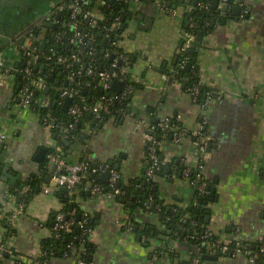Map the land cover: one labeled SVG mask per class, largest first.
I'll list each match as a JSON object with an SVG mask.
<instances>
[{
    "label": "crops",
    "instance_id": "obj_1",
    "mask_svg": "<svg viewBox=\"0 0 264 264\" xmlns=\"http://www.w3.org/2000/svg\"><path fill=\"white\" fill-rule=\"evenodd\" d=\"M73 1L0 0V63L10 71L6 76L0 74V132L5 134L0 171L6 172V179L0 177V236H5L7 231L6 221H3L10 219L19 204L10 191L19 190L25 195L33 189L23 203L22 213L15 218V233L6 238L19 252L37 257L42 239L52 234V212L67 207L76 220L81 213V219L86 218L93 229L90 252L94 253L93 264H174L177 260L171 261L167 245L181 258L198 251L197 246L185 239L168 240L163 234L146 243L135 231H127L123 224L131 216L136 224L152 223L158 230L163 227L156 215L142 207L133 209L130 200L96 196L85 187L69 192H61L60 188L45 190L55 169L48 160V152L57 147L67 161L90 158L108 162L114 167L119 165L126 179L146 180L143 166L147 129L131 114L114 115L98 123L97 130L87 123L77 134L62 130L61 137H55L44 127L38 113L30 107H20L15 100L17 77L12 72L22 63V47L32 40V45H38L43 51L63 23V14L54 11L55 7L64 5L68 9ZM179 2V5L162 7L158 1L127 0L124 9H127L128 25L118 42L135 57L130 74L140 85L131 100L130 110L152 122L175 116L180 125L190 129H195L201 118L207 117L211 143L203 169L208 188L213 189V200L209 199L203 206L208 229L218 235L222 243L263 241L264 0H220L207 20L205 42H198L195 37V64L200 83L221 95L213 97L207 108L199 106L181 82L174 79L169 82L166 72L182 47L184 17L193 9L195 1ZM224 3L228 4L227 10L218 12ZM236 6L241 10L233 15ZM98 10L96 8L95 13L100 15ZM211 18L215 19L212 26ZM53 23L58 27H53ZM43 42L45 48L41 49ZM12 110L13 115H21L13 118L14 128L10 130L4 116ZM124 132L129 135L128 139ZM106 137L120 142H114L108 150L104 143ZM161 150L169 161L196 163L197 151L189 140L175 143L170 137L162 141ZM168 162L166 168L170 167ZM9 172L16 177L13 184L8 178ZM100 177L108 183L102 174ZM154 179L157 192L166 204L187 206L193 187L186 179L176 173L159 174ZM157 248L166 252L154 254ZM218 256L213 264H252L243 253ZM9 257L4 258V264L11 261ZM55 262L71 264V259L56 258ZM201 264L208 263L202 258Z\"/></svg>",
    "mask_w": 264,
    "mask_h": 264
},
{
    "label": "trees",
    "instance_id": "obj_2",
    "mask_svg": "<svg viewBox=\"0 0 264 264\" xmlns=\"http://www.w3.org/2000/svg\"><path fill=\"white\" fill-rule=\"evenodd\" d=\"M104 1V2H103ZM129 1V0H128ZM157 1V0H153ZM165 2V7L171 5H179V0H161ZM213 0H196L193 2V9L185 14L184 17V28L186 30H191L195 34L198 31L206 32L207 27V20L210 18L212 12H215V8L212 7ZM204 4V7H201V4ZM74 4V2H72ZM71 4V5H72ZM127 5V0H87L85 3H80V6L83 8V11H95L96 8H99L100 17L96 19V23L92 25L91 20L89 17H84L83 13L78 18V27L79 29L85 33V37L81 41H74L73 43L70 42V37L73 34V28L70 21L71 19V9L66 8L62 11L63 14V23L58 27L56 32H65L61 42H56L57 49H55L58 53L62 54H71L73 52L77 53L80 56V61H73L67 64H58L54 58L48 59L45 55L48 54V46L43 50H40L38 45L35 46L36 50L38 48L39 57L36 61V64L33 68L34 78L42 77L46 83L45 88H39L36 86H31L32 89V97L29 102V107L38 113L41 117V120H45L47 117H52L55 120L53 121L54 127L51 128V132L55 137H61L62 130L67 133L77 134L81 132V129L84 127L85 124L92 128H95L98 123L106 122L110 117L114 115L120 114V108L123 107V102H112L109 105L104 106L99 115H94L90 112H84L80 117L79 120L75 123L74 128L72 129L69 127V124L74 123L75 117L68 112V109H64V105L62 104V99L60 96L61 89L64 87H79L80 92L79 96L73 102H77L80 104H88L93 105L96 103L101 96L106 95L108 96L107 91L104 90L102 85L99 81V76L97 75L100 70H111L112 63L114 62V58L118 54H127L129 55L130 65H132V56L131 54L124 50L121 46L116 45L119 40L116 39L117 34H121L120 27L110 30V27L114 23L116 17H120L122 22L124 15L126 14L123 11L124 7ZM206 6V7H205ZM68 44H70L71 49L68 50ZM195 44V42H194ZM67 49V50H66ZM34 50V49H33ZM35 51V50H34ZM22 63L15 67L12 74L16 75L17 81L14 85V93L15 97L20 96L21 90L24 89L26 84L28 83V78L24 73V68L26 65V60L28 58L27 50L22 49ZM109 53V55H106ZM183 58H186L187 63L190 61L192 62V66L187 68V63L184 66L180 65V62ZM196 54L195 51L191 52V49L188 50L185 54H180L176 56L173 60L172 65L170 67L173 68V71H170L167 68L166 72L168 76L172 75L175 81L181 82L184 85L186 90H192L195 86L198 87V95L195 99V102L202 107L205 98L206 92L211 91L212 89L204 86L200 83L199 78V71L198 67L195 64ZM90 63L94 66V74L88 75L86 73V68L90 65ZM24 64V65H22ZM79 70V75L77 76V80L75 83L66 82L67 73L71 70ZM5 70V69H4ZM21 75V77H20ZM131 84L134 89H138L140 87L139 83L135 80H131L130 78L126 79V84ZM214 91V90H213ZM48 99L49 104L47 106L42 105L44 100ZM126 104L128 103V98L124 99ZM127 106V105H126ZM131 107H127V111L136 120H140L141 117L139 114L133 110ZM173 122L179 124V121L176 119L177 117H171ZM204 117L201 118L202 122V131L205 135H209L208 131V119L204 122ZM155 128L151 131L152 134L155 135L158 141L166 140V137L163 139L160 134L162 133V129L159 126V122H152L150 121ZM57 123L58 126L56 125ZM63 126V127H62ZM68 127V131L66 130ZM63 128V129H62ZM97 130V127L96 129ZM171 135L168 136L170 138ZM167 138V139H168ZM211 139L208 140V149L210 148ZM49 152L56 153V149L51 148ZM148 146H146V154L144 159V170L146 171L148 162ZM163 153L160 147L158 151V156L162 157ZM84 161L90 162V165H98L99 163L109 164L108 162H102L98 160L92 161L90 158L83 159ZM81 160V161H83ZM79 161V162H81ZM166 168L163 166L160 168L156 175H165L168 176L172 173H176L178 175L183 176V172L187 169V166L182 162H177L176 160H171L168 162ZM111 167H114L111 165ZM115 168V167H114ZM166 169V173H165ZM120 170V169H119ZM154 176V177H155ZM147 179L145 176V183L136 179V178H129L126 179L123 176L119 178V182L115 185V188H119L123 193L117 194L115 197L117 200L121 201L122 199L130 200L133 204L131 207L133 209L137 207H143L147 212L152 213L158 217L161 224L164 226L162 229L157 228L154 225L152 227V223H145L139 224L134 223L133 216L130 217L131 222L134 223V227L132 231H135L139 237L144 238L145 242L148 243L150 238H157L160 237V234H163L165 237L170 239H185L189 242L195 244L198 248V251H193L191 256H197L202 262V254L203 252H207V247L199 246L203 240V236L205 231H209L208 225L205 221L204 214V204L208 202V200L213 196V189L209 187L208 193L204 194L200 192V185L201 182L197 178V171L196 169L192 168L189 171L188 177L191 181L194 182L193 187V196L188 201L187 206L180 207L177 205L166 204L165 201L160 198L157 188H156V181L154 179ZM33 184L35 180H33ZM90 181H96L100 185L104 186V192H114V188L109 186L108 183H104L100 177V175L95 174L92 169H88L82 178L81 182L79 183L78 187L86 188L88 187ZM33 189L29 192H26L25 195H21L19 190L10 191V194L16 197L17 203L23 204L25 199H28L30 194L32 193ZM135 194V197H133ZM150 199V206L144 205L145 202ZM24 207V204H23ZM132 209V210H133ZM58 211H62L66 214V218L72 217L76 220V218L69 214V210L67 207L60 209ZM57 211H53L51 217L53 218V225H52V234L48 237H45L41 241V248L40 253L37 257H31L32 264H56V258H69L68 256L71 255V249L69 244L74 242L76 246L80 249L83 247L84 250L80 253L79 258H82L85 264H93V261H90L88 256L92 250L93 243L91 242L90 234L84 227H79L76 225L72 228V231L66 232L63 229H59L55 227V214ZM70 215V216H69ZM133 215V214H132ZM69 216V217H68ZM6 228L7 231L5 233L6 240L7 236L10 237L12 234L15 233V228L11 226L10 219H6ZM77 222V220H76ZM194 222L196 223L195 228H190L189 223ZM87 226L89 223L86 224ZM79 227V230H76V227ZM91 226V225H89ZM194 236V237H193ZM212 237L218 240V235L213 234ZM168 241L166 240V244ZM262 241L258 242H243L242 244L249 248L254 255H256V264H264V252L260 251V247L262 245ZM232 249L235 248V242L229 244ZM166 250L169 252V258L171 261L175 262L177 260L178 264H190L189 261L181 260L178 253L174 249H170L167 245ZM166 250L164 249H155L154 254H160ZM230 252L221 254L220 256H228ZM10 258L9 255L4 254L2 258H0V264H4V258ZM77 258V257H76ZM71 259V264H78L76 261ZM8 264H29L24 260H15L11 259ZM58 264V263H57Z\"/></svg>",
    "mask_w": 264,
    "mask_h": 264
},
{
    "label": "built area",
    "instance_id": "obj_3",
    "mask_svg": "<svg viewBox=\"0 0 264 264\" xmlns=\"http://www.w3.org/2000/svg\"><path fill=\"white\" fill-rule=\"evenodd\" d=\"M133 1H139V0H133ZM158 4L165 7V2L161 0H157ZM74 4L71 5V19L73 21H70L72 24L73 28V34L70 37V42L74 41H81L83 37H85V33H83L79 27H78V18L80 15L84 12L83 8L80 6V3H85L87 0H74ZM104 2V1H103ZM201 7H204V4H201ZM206 7V6H205ZM65 9L64 5H58L56 7V11L62 12ZM84 17H89L91 20L92 25L96 23V19L99 18L100 15H97L95 11H85L83 13ZM120 17H116L114 23L110 27V30H114L118 28L121 24ZM65 32H56L55 38L51 43H49L50 48L48 49V54L45 53L46 57L48 59L54 58L58 64H67L73 61H80V56L73 52L71 54H62L58 53L55 49H57L56 42H61L62 43V38ZM195 33L191 30H186L184 29L183 32V44L182 47L179 51L180 54H185L190 50L194 44L195 41ZM31 39V38H30ZM32 43V40L23 46V49L27 50V55L28 58L26 60V65L24 68V73L28 78V83L24 87V89L21 90V93L19 94L20 96L15 97V100L17 101L18 105L20 107H29V102L32 97V89L31 86H36L39 88H45L46 83L42 77L39 78H34L33 74V68L34 65L36 64V61L39 57V51L38 48L36 50L35 46L33 48L30 47V44ZM116 45H119V42H114ZM35 51H34V50ZM71 47H68V50H70ZM67 50V49H66ZM43 52V51H42ZM106 55H109L107 53ZM130 57L127 54H118L114 58V62L112 63L111 70H100L98 72L99 76V81L102 87L104 88L105 91L109 92L108 96L103 95L101 98L94 103L93 105H88L86 104H80L75 101V99L79 96L80 89L79 87H64L61 89L60 96L62 101V104L64 105V102L66 101V98H71V103L68 107V112L75 117L74 123L69 124V127L72 129L74 128L75 123L79 120V117L84 113V112H90L92 114L99 115L101 109L106 106L111 104L112 102H123V107L120 108V113L122 115H129V112L127 111V107H131V100L133 96L136 93V89L131 84H126V79L130 78L131 80V74H130V67L131 65L129 64ZM187 63L186 58H183L180 62L181 66H184ZM113 68V70H112ZM170 71H173V68L170 69ZM86 73L88 75H93L94 74V66L90 63V65L86 68ZM79 75V70L71 69L67 75H66V82H71L75 83L77 80V76ZM167 77V75H166ZM119 79L120 81L123 82V87L120 92H117L112 89L113 83L115 80ZM189 91V90H188ZM190 93L192 94V97L196 99L198 95V87L195 86L190 90ZM216 96H221L219 93H216V91H207L206 92V98L205 101L202 105L203 108H207L210 105V102L213 97ZM128 98V103L124 102V99ZM49 100L46 99L42 102V105L47 106L49 104ZM127 105V106H126ZM207 117H204V120L206 121ZM55 119L52 117H47L45 120H43L42 124L44 127L48 130L51 131L50 127H54V121ZM204 121V122H205ZM54 124V125H53ZM57 123L56 125L58 126ZM138 124L147 129V135H146V143L148 146V165L146 168V176L148 179H152L155 175L156 172L162 168L163 166L166 165V163L169 161L167 157L162 155V157L158 156V151L160 150L161 143L162 141H158L155 137L154 134L151 133V131L155 128L154 125L150 123V121H147L145 118H142L138 120ZM160 128L163 130L160 136L164 139L168 138L169 135H171L172 140L175 143H182L185 140L191 141V143L194 145L197 151V157H196V163L187 166V169L183 172V178L186 179L190 185H194V182L191 181L188 177L189 171L192 168L196 169L197 171V178L201 182L200 185V192L201 193H208V181L204 172V161L207 157L208 154V140L210 139L209 135H205L202 131V122L198 124V126L195 129H190L184 125H180L176 122H173L172 118L170 116L164 117L160 120L159 122ZM63 127V126H62ZM63 129V128H62ZM68 131V127L66 129ZM5 138V134L0 132V145L2 141ZM48 160L50 163H52L55 166L54 172L51 175V181L50 185L45 188L46 191H50L53 188H60V187H66L69 190H74L78 187L79 183L81 182V178L83 174L88 171V169H92V171L100 175L103 172L108 171L110 174V178L108 181L109 186L114 188V192H104L102 185H100L96 181H90L88 187L90 188L91 192L98 196L100 195H107L108 197H115L117 194L123 193L119 188H115V185L119 182V178L121 176L124 177V174L122 173L121 170L116 169L114 167H111L110 164H105V163H99L98 165H90V162L88 161H81V162H70L67 161L61 154V149L56 148V153L48 152ZM264 172V171H263ZM174 178L176 177L175 174L172 175ZM104 193V194H101ZM150 199H148L147 202L144 203L146 206H150ZM143 208V207H142ZM23 209V204L19 203L17 205V208L12 211L11 217H10V223L11 226L14 227L15 225V218L19 217V215L22 213ZM144 209V208H143ZM145 210V209H144ZM146 211V210H145ZM149 213V212H148ZM87 219H81L80 221H77L69 217L68 219L66 218V214L62 211H57L55 214V227L59 229H63L66 232L72 231V228L78 225L79 227H84L88 231L90 235L93 234V229L91 226H87ZM126 228L127 231H132L134 227V223L131 222V220H127L123 224ZM196 223L190 222L189 227L190 228H195ZM13 235V234H12ZM213 233L209 231H205V234L203 236V240L200 243L199 246L201 247H207L208 250L212 254H217L221 255L227 252L237 254V253H243L249 257V260L252 262V264H255L256 262V255L253 254V252L247 248L245 245H243V242H235V248L232 249L229 245V243H222L220 240H216L212 237ZM194 237V236H193ZM5 236H0V258L4 256V254H7L12 257V259L15 260H24L29 264H32L33 261H31V257L21 253L18 251V249L14 246V244L10 243L9 240H4ZM262 245L260 247V251L264 252V239L262 241ZM69 247L71 249V255L68 256L70 259L74 260L76 257V261L78 264H85L82 258H79L80 253L84 250L83 247H80V249L76 246L74 242H71L69 244ZM181 260H187L190 262V264H201V260L197 256H188L181 258ZM174 264H178L177 262Z\"/></svg>",
    "mask_w": 264,
    "mask_h": 264
},
{
    "label": "water",
    "instance_id": "obj_4",
    "mask_svg": "<svg viewBox=\"0 0 264 264\" xmlns=\"http://www.w3.org/2000/svg\"><path fill=\"white\" fill-rule=\"evenodd\" d=\"M131 1H133V0H131ZM180 1L182 2L183 0H180ZM194 1L196 2V0H194ZM219 2H220V0H213V2H212V7H213V8H218ZM227 8H228V4H227V3H224V4L220 7V9L218 10V12H219L220 10L226 11ZM240 10H241V7H239V6L234 7V9H233V15H238L239 12H240ZM123 11L126 12L127 9L125 8V9H123ZM58 17H60V15H58ZM214 22H215V19H214V18H211V24H210V25L212 26ZM48 25H51V24H48ZM127 25H128V24H127L126 14H125L124 17H123V20H122V24H121V26H120L121 32H122L124 29H126ZM52 26L55 27V28L58 27L57 23H53ZM53 34H54V33H53ZM203 36H204V32H203V31H198V32H197V36H196V40H197L198 42H205ZM119 37H120V34H117V35H116V39L119 40ZM21 42H23V41H21ZM70 46H71V45L68 44V47H70ZM44 48H45V43L43 42V43L41 44V49H44ZM195 49H196V46L193 44V46H192V48H191V52H194ZM175 58H176V57H175ZM132 59H133V61H134V60H135V57L132 58ZM22 65H24V64H22ZM191 66H192V62L189 61V62L187 63V68H190ZM170 67H171V66H170ZM112 70H113V68H112ZM160 71H161V69H160ZM168 79H169V82H170V81H172L174 78H173L172 75H170V76L168 77ZM183 86H184V85H183ZM122 87H123V82L120 81L119 79H117V80H115V82L113 83L112 89L115 90V91H117V92H120L121 89H122ZM70 103H71V98H67L66 101H65V104H64V109H65V110L68 109ZM119 117H120V115H119ZM156 120H158V119H156ZM4 147H5L4 144H3V145H0V158H1V155L4 153ZM41 151H42V150H41ZM63 152H64V151H63ZM62 156L64 157V154H62ZM115 167H116V169H119V165H116ZM10 172L13 173L12 171H10ZM10 172L8 173V178L11 180V182H12V184H13L14 182H13L12 180H13V178H16V177H14L13 175H11ZM5 173H6L5 170L0 171V177H1L2 179H6V178H4ZM109 176H110V174H109L108 171L102 173V178H103L104 181H108V180H109ZM49 180H50V177H48L47 181H49ZM143 183H145V181H144ZM38 190H40V189H38ZM60 191H61V192H69L70 190H69L68 188H66V187H60ZM21 195H23V193H21ZM217 198H218V195L216 196V199H217ZM210 200H213V198H210ZM122 201H124V199H122ZM124 202H125V201H124ZM97 216H98V215H97ZM68 217H69V216H68ZM81 218H82V215H81V213H79V214L77 215V221H80ZM209 218H210V212L207 211L206 219L209 220ZM76 230H79V227H78V226L76 227ZM88 258H89L90 261H93L94 253L89 254ZM202 258H203L208 264H213L212 261L218 259L219 256H218V255H212V254L206 252V253H204V254L202 255Z\"/></svg>",
    "mask_w": 264,
    "mask_h": 264
},
{
    "label": "rangeland",
    "instance_id": "obj_5",
    "mask_svg": "<svg viewBox=\"0 0 264 264\" xmlns=\"http://www.w3.org/2000/svg\"><path fill=\"white\" fill-rule=\"evenodd\" d=\"M157 4H158V3H157ZM162 7H163V6H162ZM164 78H165V76H164ZM12 113L14 114L13 110H12L8 115L6 114V115L4 116V119L6 120V123H8L10 130H12V129L14 128V121H13V118H15L16 116H20V115H21V113H18V114H16V116H15V115H13ZM11 114H12V115H11ZM123 135L125 136L126 139L129 138V135H127L126 132H124ZM114 142L118 143V142H120V140H119V139H110V137H106L105 140H104V143L107 144V148H108V150H109L110 147H112V145L114 144ZM101 201H102V200H100V202H101ZM3 208H4V207H3ZM91 237H92V235L90 236V238H91Z\"/></svg>",
    "mask_w": 264,
    "mask_h": 264
},
{
    "label": "flooded vegetation",
    "instance_id": "obj_6",
    "mask_svg": "<svg viewBox=\"0 0 264 264\" xmlns=\"http://www.w3.org/2000/svg\"><path fill=\"white\" fill-rule=\"evenodd\" d=\"M56 7H57V6H56ZM56 7H55V8H56ZM54 11H56V10H54ZM56 31H57V30H56ZM35 33H36V32H35ZM54 33H55V32H54ZM33 42H34V41H33ZM33 42H32V43H33ZM32 43L30 44V47H31V48H33V47L35 46L34 44L32 45ZM22 49H23V47H22ZM22 49H21V50H22ZM21 57H22V53H21ZM0 72H1L0 74H1L2 76H4V75L6 76L7 74H9L10 71H7L6 69L4 70V64H3V63H0ZM11 72H12V71H11ZM163 227H164V226H163Z\"/></svg>",
    "mask_w": 264,
    "mask_h": 264
}]
</instances>
